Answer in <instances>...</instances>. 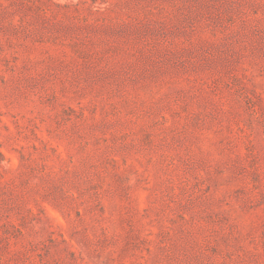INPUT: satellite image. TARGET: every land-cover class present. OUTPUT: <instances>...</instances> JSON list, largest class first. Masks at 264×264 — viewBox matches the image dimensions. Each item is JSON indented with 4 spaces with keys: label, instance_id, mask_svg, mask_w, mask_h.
I'll return each instance as SVG.
<instances>
[{
    "label": "rangeland",
    "instance_id": "obj_1",
    "mask_svg": "<svg viewBox=\"0 0 264 264\" xmlns=\"http://www.w3.org/2000/svg\"><path fill=\"white\" fill-rule=\"evenodd\" d=\"M0 264H264V0H0Z\"/></svg>",
    "mask_w": 264,
    "mask_h": 264
}]
</instances>
